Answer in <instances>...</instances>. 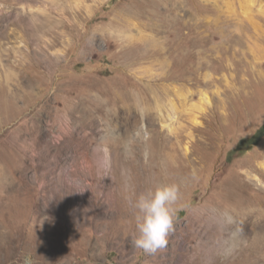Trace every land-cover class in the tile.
Returning <instances> with one entry per match:
<instances>
[{"label": "rangeland", "instance_id": "374dc122", "mask_svg": "<svg viewBox=\"0 0 264 264\" xmlns=\"http://www.w3.org/2000/svg\"><path fill=\"white\" fill-rule=\"evenodd\" d=\"M263 124L264 0H0V264H264Z\"/></svg>", "mask_w": 264, "mask_h": 264}, {"label": "clouds", "instance_id": "9594fccd", "mask_svg": "<svg viewBox=\"0 0 264 264\" xmlns=\"http://www.w3.org/2000/svg\"><path fill=\"white\" fill-rule=\"evenodd\" d=\"M178 198L175 184H164L138 195L131 204L136 214V233L132 238L135 248L154 253L166 245L174 226V205Z\"/></svg>", "mask_w": 264, "mask_h": 264}, {"label": "trees", "instance_id": "16d2710c", "mask_svg": "<svg viewBox=\"0 0 264 264\" xmlns=\"http://www.w3.org/2000/svg\"><path fill=\"white\" fill-rule=\"evenodd\" d=\"M262 139H264V124L260 126L251 137L239 142L235 151L243 153L245 150L257 145Z\"/></svg>", "mask_w": 264, "mask_h": 264}, {"label": "bare ground", "instance_id": "6f19581e", "mask_svg": "<svg viewBox=\"0 0 264 264\" xmlns=\"http://www.w3.org/2000/svg\"><path fill=\"white\" fill-rule=\"evenodd\" d=\"M3 3H9L10 1H13V0H1ZM27 107V106H26ZM41 109H42V107H41ZM55 113L57 114L58 113V110L57 109H55ZM43 119V118H42ZM31 134V133H30ZM33 134V133H32ZM31 137V136H30ZM261 167H262V169L264 170V163L263 164H261ZM253 180H255V179H253ZM260 179H258L257 181H259ZM240 214H242V213H240V212H238V214H237V218H238V216L240 215ZM257 214V213H256ZM260 214V213H259ZM258 215V214H257ZM251 216V215H250ZM252 216H253V214H252ZM240 217V216H239ZM232 218L234 219V216H232ZM232 218L231 217H229V220H232ZM251 246H252V244H251ZM252 247H254V245L252 246Z\"/></svg>", "mask_w": 264, "mask_h": 264}]
</instances>
